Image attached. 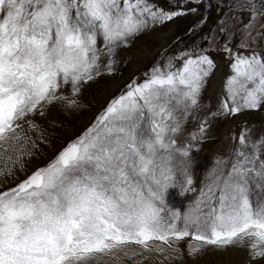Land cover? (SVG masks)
I'll return each instance as SVG.
<instances>
[{
	"label": "rangeland",
	"instance_id": "obj_1",
	"mask_svg": "<svg viewBox=\"0 0 264 264\" xmlns=\"http://www.w3.org/2000/svg\"><path fill=\"white\" fill-rule=\"evenodd\" d=\"M0 264H264V0H0Z\"/></svg>",
	"mask_w": 264,
	"mask_h": 264
}]
</instances>
